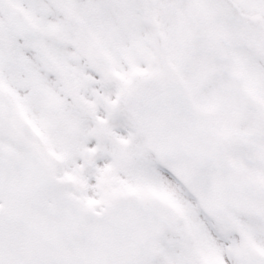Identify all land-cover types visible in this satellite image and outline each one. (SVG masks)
Here are the masks:
<instances>
[{
  "label": "snow or ice",
  "instance_id": "obj_1",
  "mask_svg": "<svg viewBox=\"0 0 264 264\" xmlns=\"http://www.w3.org/2000/svg\"><path fill=\"white\" fill-rule=\"evenodd\" d=\"M0 264H264V0H0Z\"/></svg>",
  "mask_w": 264,
  "mask_h": 264
}]
</instances>
